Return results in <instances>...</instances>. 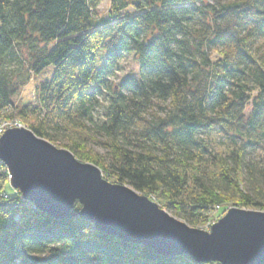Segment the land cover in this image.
I'll return each mask as SVG.
<instances>
[{
	"label": "trees",
	"instance_id": "16d2710c",
	"mask_svg": "<svg viewBox=\"0 0 264 264\" xmlns=\"http://www.w3.org/2000/svg\"><path fill=\"white\" fill-rule=\"evenodd\" d=\"M102 1L0 0V122L9 113L190 225L225 202L264 210V0H111L97 18ZM130 54L138 75L115 83ZM46 71L36 103L16 104ZM9 183L0 160V264H220L55 217Z\"/></svg>",
	"mask_w": 264,
	"mask_h": 264
},
{
	"label": "water",
	"instance_id": "95a60500",
	"mask_svg": "<svg viewBox=\"0 0 264 264\" xmlns=\"http://www.w3.org/2000/svg\"><path fill=\"white\" fill-rule=\"evenodd\" d=\"M0 160L8 168L11 186L55 217L80 215L96 229L148 246L157 255H188L202 263L264 264V210L231 207L210 230L194 227L149 195L104 178L97 164L80 160L22 125L0 137ZM77 204L79 213L74 211Z\"/></svg>",
	"mask_w": 264,
	"mask_h": 264
},
{
	"label": "rangeland",
	"instance_id": "374dc122",
	"mask_svg": "<svg viewBox=\"0 0 264 264\" xmlns=\"http://www.w3.org/2000/svg\"><path fill=\"white\" fill-rule=\"evenodd\" d=\"M110 10H111V0H103L101 5L97 9L96 17L97 18L107 17ZM138 69H139V66H138V63L135 59V56L133 54H130L123 60L122 70L118 72L119 74L117 75V77H115L113 79V81H115V83H119L120 81L124 80L127 77L137 76L138 75ZM50 70H52V72H53V67H50ZM49 74H50L49 71L42 73L40 76H37L36 74H32V78L30 79L29 83L26 84L25 86H22L20 88L18 94L15 96V98H14L15 103L18 104L19 106H22L25 104H35L36 99H37L36 88L42 81H44L45 79L50 77ZM8 114L5 115V118L2 120V122L5 121L4 125H7V128L16 127V125H18V123H20L19 120L16 118L8 119L7 117H10V114L9 115ZM20 125L23 126L22 123H20ZM62 140H63V143H66V142H68V137H63ZM88 145H89L88 148L90 149L89 151L93 150V152L95 154H99L100 156H102V161L104 160V162H106L107 164L111 161V156L109 154L108 149H106L99 142L91 141L88 143ZM57 146H59V145H57ZM61 148H64V147H61ZM260 156L254 155L253 158L259 160V159H261ZM101 170H102V174H103L104 178H106L109 181L114 182V183L120 182L116 177H114V175L112 173H110L109 170H106L103 168H101ZM10 188H12V189H9L10 194H15L16 190L19 191L18 189H14L11 186V184H10ZM145 194H147V193H145ZM150 197L154 201L159 203V200L156 196H150ZM231 207H242V206L236 205L233 202H225L222 205H217V206L213 207L211 209V211L208 213L207 220L204 223L199 224V225L195 224L192 226L198 227V228H201L204 230H210L212 225L215 222H217L221 217H223L225 215V213ZM245 208L261 210L259 208H254V207H245Z\"/></svg>",
	"mask_w": 264,
	"mask_h": 264
},
{
	"label": "built area",
	"instance_id": "2783aa9c",
	"mask_svg": "<svg viewBox=\"0 0 264 264\" xmlns=\"http://www.w3.org/2000/svg\"><path fill=\"white\" fill-rule=\"evenodd\" d=\"M5 122V121H4ZM4 122H0V137L4 134V132L8 129L7 125H4ZM18 125L20 126V123H18ZM16 125V126H18ZM7 128V129H6Z\"/></svg>",
	"mask_w": 264,
	"mask_h": 264
}]
</instances>
